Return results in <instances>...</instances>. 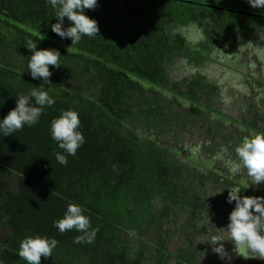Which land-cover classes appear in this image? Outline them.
Instances as JSON below:
<instances>
[{
    "label": "trees",
    "instance_id": "16d2710c",
    "mask_svg": "<svg viewBox=\"0 0 264 264\" xmlns=\"http://www.w3.org/2000/svg\"><path fill=\"white\" fill-rule=\"evenodd\" d=\"M84 14L97 21L99 36L71 45L51 31L57 20L46 0H0V119L15 108L17 93L42 83L27 72L32 53L26 41L61 54V65L49 66L55 105L35 126L0 135V264H26L18 255L20 242L36 235L59 242L41 264H168L171 259L189 264L194 249L169 253L166 220L185 214L180 226L193 227L205 207L199 191L204 183L221 180L225 188L234 183L181 166L177 150L141 130L172 132L176 142L174 129L188 128L196 115L203 121V115L217 113L216 92L197 72L181 82L167 72L182 53L199 69L207 57L201 49L212 48L204 40L188 43L183 26L209 16L227 32L247 34L264 29V10L246 0H98ZM240 17L246 28L236 24ZM69 26L65 18L63 27ZM162 93L190 103V110L179 113ZM68 109L79 113L85 143L62 166L55 160L62 150L51 139L50 124ZM263 116L255 115L259 121L248 128L260 132L256 123H264ZM241 190L264 197V191ZM70 203L90 217L97 230L92 243H74L81 233L61 234L54 227Z\"/></svg>",
    "mask_w": 264,
    "mask_h": 264
},
{
    "label": "rangeland",
    "instance_id": "374dc122",
    "mask_svg": "<svg viewBox=\"0 0 264 264\" xmlns=\"http://www.w3.org/2000/svg\"><path fill=\"white\" fill-rule=\"evenodd\" d=\"M216 22L205 16L195 18L181 28L182 35L190 43L191 25L195 24L203 30L204 44L212 48L201 49L207 57L203 62L200 60L199 69L192 64L191 59H188L189 54L185 57L182 53L179 59L167 68V72L176 82L192 77L197 72L200 78L203 77L214 88L216 100L213 102V108L219 114L203 115L201 117L203 121L197 119L200 116L196 115L188 128L174 129L177 130L175 134L179 135L176 142L173 141L177 139L174 133L169 131L141 130V133L153 142L177 150L181 166L194 168L198 174L206 171L215 172L234 183L233 186L228 185L227 189L221 180L218 182L219 185H214L211 181L204 183L199 191L205 200V207L201 212L202 218L194 221L193 227L183 229L180 226L186 217L185 214L170 216L166 220L164 227L170 232L169 253L175 255L185 249L190 251L194 249L192 252L194 257L190 258L189 264H264V260L245 259L237 255L228 234L224 231L229 223V214L234 208V203L226 202L228 189L249 186L252 190L264 191V183L259 186L251 185L246 172L233 174L230 171V162L236 159L235 148L246 137L251 138L257 133H264L263 122L256 123L260 132H253L248 128L253 120H257L255 115L257 118L264 115V29L253 30L247 34L239 32L235 34L220 28ZM236 24L245 25L243 18L236 19ZM225 36L227 41H222L221 38ZM162 95L179 113L187 112L191 108L190 103L171 94ZM202 98L207 99L206 96ZM215 129L216 136L212 134ZM224 139L227 140L225 144ZM196 145L200 146V151L193 156L190 149ZM16 190V184L12 185V191ZM240 194L246 196L242 190ZM215 235L223 236L225 250L231 257L230 260L227 258L221 260L218 254L211 250L210 239ZM0 236L3 237L4 232L0 233ZM168 264L179 263L171 259Z\"/></svg>",
    "mask_w": 264,
    "mask_h": 264
},
{
    "label": "clouds",
    "instance_id": "9594fccd",
    "mask_svg": "<svg viewBox=\"0 0 264 264\" xmlns=\"http://www.w3.org/2000/svg\"><path fill=\"white\" fill-rule=\"evenodd\" d=\"M55 10L56 23L51 25V31L62 40L70 39L71 45L79 44L82 38L99 36V27L95 19L85 15V10H94L98 0H46ZM253 9L264 10V0H246ZM65 18L70 22L69 27H63ZM182 32L183 29H180ZM205 39L203 30L191 25L189 42L197 44ZM38 41L29 39L25 47L32 53L28 58L27 72L33 80L42 81L40 86L33 87L29 92L16 95V106L0 119V135L12 136L25 126H35L46 108L55 105V98L49 95L52 82L50 67L58 68L61 54L58 49H38ZM45 85H48L47 89ZM81 121L75 110H62L50 124V136L62 151L54 153L55 160L62 166H67L68 157L75 156L78 149L85 143V137L79 130ZM193 156L200 151L196 145L190 149ZM236 159L230 162V171L240 174L242 171L251 180V185L259 186L264 183V133H257L251 138H245L235 148ZM249 184V185H250ZM249 187V186H248ZM227 189V188H225ZM239 187L228 189L226 202L234 203L230 212L226 230H224L234 252L245 259L264 260V197L244 196ZM220 193V192H218ZM81 205L70 203L64 216L53 222L59 233L75 230L81 235L74 238V243L90 244L96 236V229L91 225V219L84 214ZM58 241L52 237L29 236L20 242L18 255L26 264H41V258L52 257ZM211 250L218 254L221 260L231 259L225 250L223 236L215 235L210 239Z\"/></svg>",
    "mask_w": 264,
    "mask_h": 264
}]
</instances>
